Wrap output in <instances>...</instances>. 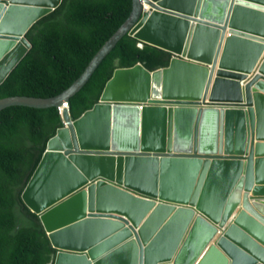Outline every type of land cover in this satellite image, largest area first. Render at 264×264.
I'll use <instances>...</instances> for the list:
<instances>
[{
  "label": "water",
  "instance_id": "obj_1",
  "mask_svg": "<svg viewBox=\"0 0 264 264\" xmlns=\"http://www.w3.org/2000/svg\"><path fill=\"white\" fill-rule=\"evenodd\" d=\"M61 1L0 0V85ZM127 34L169 66L117 68L91 109L64 110L20 194L51 264H264V0H133L68 88L0 111L68 102Z\"/></svg>",
  "mask_w": 264,
  "mask_h": 264
},
{
  "label": "trees",
  "instance_id": "obj_2",
  "mask_svg": "<svg viewBox=\"0 0 264 264\" xmlns=\"http://www.w3.org/2000/svg\"><path fill=\"white\" fill-rule=\"evenodd\" d=\"M133 0H62L25 34L30 48L0 85V98H48L68 88L127 20ZM125 35L90 80L68 100L76 119L100 99L117 68L169 66L172 54ZM61 127L55 107L9 106L0 111V264H51L52 246L38 215L21 199L46 142Z\"/></svg>",
  "mask_w": 264,
  "mask_h": 264
},
{
  "label": "built area",
  "instance_id": "obj_3",
  "mask_svg": "<svg viewBox=\"0 0 264 264\" xmlns=\"http://www.w3.org/2000/svg\"><path fill=\"white\" fill-rule=\"evenodd\" d=\"M138 46H139V47H143V43L140 42V43L138 44ZM140 107L142 108L143 105L140 104ZM56 109H57V112H58V114H59V116H60V118H61V121H63V120H62L63 111H64V110L69 111V105H68V102H67V101H64V102H63L61 105H59Z\"/></svg>",
  "mask_w": 264,
  "mask_h": 264
}]
</instances>
